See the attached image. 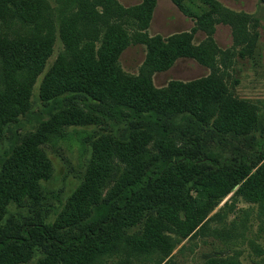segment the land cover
Here are the masks:
<instances>
[{
    "label": "trees",
    "instance_id": "trees-1",
    "mask_svg": "<svg viewBox=\"0 0 264 264\" xmlns=\"http://www.w3.org/2000/svg\"><path fill=\"white\" fill-rule=\"evenodd\" d=\"M173 1L194 20V26L189 32L150 36L148 29L157 0H142L128 7L119 0H58L62 4L58 9V26L67 50L45 76L41 93L48 102L43 110L53 113L54 124H59L58 109L65 117L63 123L71 125H93L110 119L117 131L103 147L94 144L91 172L105 179L111 163L118 159L125 163L124 176L102 201L95 199L96 192L85 186L79 190L88 191L82 196L87 205L95 199V213L68 236H58L50 224L39 220L18 224L17 229L0 223V264H27L35 249L41 255L38 264H58L69 259L78 264H95L106 254L120 252L126 264H135L134 258L152 260L153 264H190L175 263V253L195 251L199 240L207 242L211 222L220 215L209 216L213 208H199L198 197L215 201L247 178L240 187L242 191L249 183L264 187V146L256 151L237 149L225 155L212 151L199 135L212 116L229 111L220 102L224 83L215 78L220 72L216 59L218 54L222 57L227 51H237L244 39L250 37L246 25L250 26L251 18L218 0ZM10 13L28 25L34 22L31 34L21 36L20 43L32 50L29 57L36 59L41 52L42 65L52 51L57 31L56 11L50 0H0V17ZM219 24L231 27V49H221L215 41ZM88 26L94 29L86 35ZM198 31L207 37L203 45L196 46L193 41ZM92 33H96L95 37ZM99 38L101 45L97 48ZM133 44L145 45L147 49L140 74L135 76L128 75L120 64L123 52ZM199 49L211 52L207 56L206 52L197 53ZM184 57L198 59L212 69L210 74L189 81L172 80L165 87H156L152 74L169 70ZM28 70L34 72L25 84H20L24 88L33 84L34 75L42 67L28 65ZM211 78L217 85H211ZM212 88L214 95L210 94ZM3 105L0 143L10 123L18 122L21 111L33 115L23 108L19 98ZM233 123L226 128L239 125ZM176 129L190 135L176 140ZM244 134H232V138H255ZM156 138L154 150L150 144ZM40 143L33 134L11 142L0 155L1 208L33 195L41 180L51 178V165ZM99 162L105 167L102 163L97 166ZM211 229L214 238L225 240L231 235L228 230L221 233L217 227ZM238 257H228V261L224 252L218 251L207 256L204 264H243Z\"/></svg>",
    "mask_w": 264,
    "mask_h": 264
},
{
    "label": "rangeland",
    "instance_id": "rangeland-1",
    "mask_svg": "<svg viewBox=\"0 0 264 264\" xmlns=\"http://www.w3.org/2000/svg\"><path fill=\"white\" fill-rule=\"evenodd\" d=\"M141 1L119 0L124 7L139 4ZM194 1L201 2V0ZM218 1L225 7L237 12H245L250 16L251 27L249 23L246 26L251 35L244 39L246 41L241 43L237 51H227L222 57L218 54L216 61L218 60L220 72L215 78L218 83L219 81L224 83L221 87L220 102L223 108L229 111L228 114L219 111L212 116L207 124H203L199 135L207 141L212 151L223 152L225 155L237 149L256 151L261 145L264 146V2L262 0ZM50 3L56 11L54 19V25L57 27L56 39L50 55L42 65L41 52L36 59L29 57L32 50L22 47L20 43L21 36L31 34L34 22L28 25L26 24L28 22L23 21L15 13L6 14L5 18L0 17V94H4L0 97V106L9 104L12 98H19L23 108L33 112L30 117L26 110L21 111L18 122H11L9 129H5L0 143V155L11 142L17 143L34 134L41 140L40 147L50 162L52 173L50 179L40 181L33 195L9 203L5 208L0 206V223L11 229H17L18 224L39 220L50 224L58 236L65 237L76 232L79 225L95 213L93 200L102 201L113 193L124 176L125 163L118 159L114 160L105 179L99 173L91 172L96 152L94 144L103 147L109 142V137L117 131V126L110 123V119L106 123L71 125L69 122L63 123L65 117L58 109L59 124H54L53 113H45L43 110L48 100L41 93V86L46 74L53 69L58 59H61L62 53L67 50L58 26L60 25L58 9L62 4L58 3V0H50ZM184 6L187 8L186 5ZM192 7L195 8V4ZM194 24V20L188 17L173 0H157L148 33L150 36L158 34L170 36L189 32ZM92 29L94 28L88 26L86 35L92 32ZM37 32L33 35L36 36ZM95 34L92 33L93 37ZM102 36L103 34L100 38ZM206 37L203 31H198L193 44L203 45ZM100 38L96 42L97 48L101 45ZM214 38L221 49H231L234 45L231 27L227 24L217 26ZM241 50L244 51L242 54H240ZM197 51L204 55L207 53V56L211 52H206V49ZM146 56L145 45L133 44L123 52L120 64L128 75H139ZM28 65L42 67V70L34 77L32 75L33 84H28L24 88L20 84H25L29 74L34 72H29ZM211 70L198 59L184 57L179 58L169 70L153 73L152 81L156 87L161 88L172 80L189 81L205 77ZM217 82L211 78L212 86L217 85ZM214 93L215 89L212 88L210 94L214 95ZM81 107L87 110L84 105ZM233 121L239 125L233 129L226 128L230 123L234 125ZM240 133H246L244 137L254 135L255 138L252 140L232 138V134ZM189 135L187 131L176 129L173 137L179 140ZM155 144L157 138L150 144L154 150L157 148ZM101 163L96 165L99 166ZM101 166L105 167V164L102 163ZM91 178H94L96 184ZM247 179L215 201L205 196L198 197L199 208H213L209 216L220 214L211 222V228L217 227L221 233L228 230L231 235L225 240L214 238L211 236L214 234L210 228L208 231L210 235L205 237L208 241L199 240L195 251L185 250L183 255L175 253L173 257L175 263L204 264L207 256L220 251L224 252L226 258L231 257L233 260L239 256L243 264H264V209H260L264 208V187L249 183L245 191H242L240 187ZM84 186L96 192L95 199H90L88 203L90 205L82 200V196L88 191H79ZM232 224L236 227H231ZM31 256L27 264H38L40 253L35 249ZM123 260L125 258L121 252L115 255L109 253L100 257L95 264H126ZM133 261L135 264H153L152 260L134 258ZM58 264L78 263L69 259Z\"/></svg>",
    "mask_w": 264,
    "mask_h": 264
}]
</instances>
